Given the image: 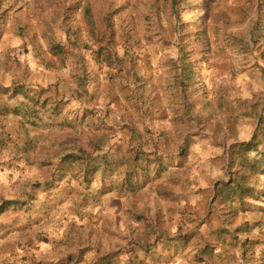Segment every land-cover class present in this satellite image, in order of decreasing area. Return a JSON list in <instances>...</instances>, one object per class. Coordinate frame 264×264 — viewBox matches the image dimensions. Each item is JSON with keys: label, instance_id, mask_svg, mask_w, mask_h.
Listing matches in <instances>:
<instances>
[{"label": "rangeland", "instance_id": "obj_1", "mask_svg": "<svg viewBox=\"0 0 264 264\" xmlns=\"http://www.w3.org/2000/svg\"><path fill=\"white\" fill-rule=\"evenodd\" d=\"M76 4L90 5L92 22ZM5 7L0 264H264V201L241 209L230 184L231 145L250 140L264 119L260 0ZM45 31L58 39L56 53ZM21 83L30 97H50L47 109L14 93ZM55 102L66 110L52 113ZM95 136L101 150L89 146ZM135 150H157L175 166L130 189ZM73 152L91 155L93 166L106 157L110 168L90 181H53ZM254 183L264 191V175Z\"/></svg>", "mask_w": 264, "mask_h": 264}, {"label": "trees", "instance_id": "obj_2", "mask_svg": "<svg viewBox=\"0 0 264 264\" xmlns=\"http://www.w3.org/2000/svg\"><path fill=\"white\" fill-rule=\"evenodd\" d=\"M5 2L6 0H0V8L3 6V4H5ZM70 7L72 8L74 7V5H71ZM74 9L75 11L76 9H78L79 11H83L84 14H87L88 21L92 22L90 20L92 19V8H90L89 4L84 6V9L82 10L81 7H79V4H76ZM260 9L264 13V0H260ZM8 16V8H6V10H0V22L7 19ZM243 21L244 20H239L234 24H240ZM109 29H111L110 26ZM44 33L45 34L42 39L45 40L50 49L53 48L54 53H56L58 50V39H56L54 36L46 34V31ZM27 59L28 58H26L25 61ZM25 89V84H17L15 85L14 93L26 94L27 98L31 99L33 103H35V105H41L42 107L47 109V105L51 102L50 97H46L43 100L41 99V95L30 97L27 95ZM6 92L9 93V90H5V93ZM59 104V102H55V104H52L54 106L52 113L56 114L57 111L61 108L62 110H66V108L59 106ZM263 124L264 119H261L257 127V134L255 133V135L250 140L235 143L230 147L231 154L234 157L230 163H232V166L236 165V169L233 171L230 178V184H233L235 186V188L232 189V194L234 197H237V199L240 200L241 209H246L243 205L247 204V199L264 201L261 198L262 196H264V191L259 190L257 188V183H254L255 178H259L261 175H264ZM103 143V137L95 136L90 139L89 146L97 151L102 149ZM104 159L105 160L102 159L101 163H99L98 165L93 166L91 155L86 156L84 154L74 152L68 153L61 158L59 162L60 167L57 168V172L54 174L53 181L57 179L56 181L63 182L66 178L71 176L75 177L78 174L84 175V179L89 180L90 175L95 174L97 171H101L104 173L105 171H107L106 169L110 168L111 162L106 160V157ZM128 166L129 167L127 168V174L129 176L127 177V187L132 189L133 187H137L139 185H146L147 183L160 180L171 167L175 166V164L168 161L166 159V156H164L163 153H160L157 150L154 152L135 150L131 157L128 159ZM132 166L134 168L137 167L136 170L140 171V176L137 175V172H135L134 168H131ZM51 185L52 184H50V186ZM224 185L227 186V183H225ZM223 190V188L219 190L218 197H220ZM234 211L239 212L236 210ZM181 239H184L186 243L189 242V238H187L186 236H175L171 239L169 238L170 241H178Z\"/></svg>", "mask_w": 264, "mask_h": 264}, {"label": "crops", "instance_id": "obj_3", "mask_svg": "<svg viewBox=\"0 0 264 264\" xmlns=\"http://www.w3.org/2000/svg\"><path fill=\"white\" fill-rule=\"evenodd\" d=\"M26 62H27V63H30V60H29V59H27V60H26Z\"/></svg>", "mask_w": 264, "mask_h": 264}]
</instances>
